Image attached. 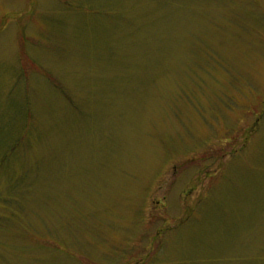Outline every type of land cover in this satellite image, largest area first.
I'll return each mask as SVG.
<instances>
[{
    "label": "rangeland",
    "instance_id": "374dc122",
    "mask_svg": "<svg viewBox=\"0 0 264 264\" xmlns=\"http://www.w3.org/2000/svg\"><path fill=\"white\" fill-rule=\"evenodd\" d=\"M0 264H264V0H0Z\"/></svg>",
    "mask_w": 264,
    "mask_h": 264
}]
</instances>
